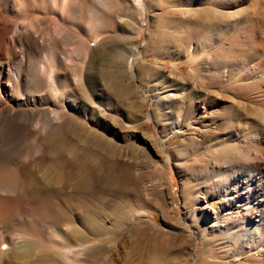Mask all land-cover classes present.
<instances>
[{"label":"rangeland","instance_id":"rangeland-1","mask_svg":"<svg viewBox=\"0 0 264 264\" xmlns=\"http://www.w3.org/2000/svg\"><path fill=\"white\" fill-rule=\"evenodd\" d=\"M132 1L23 18L59 92L0 125V264H264V0Z\"/></svg>","mask_w":264,"mask_h":264},{"label":"bare ground","instance_id":"bare-ground-1","mask_svg":"<svg viewBox=\"0 0 264 264\" xmlns=\"http://www.w3.org/2000/svg\"><path fill=\"white\" fill-rule=\"evenodd\" d=\"M36 1L37 0H0V9H2V11H4L6 14H9L8 18L6 17L4 19H1L0 17V24L3 26L2 30L4 31L0 41L1 42L0 56L2 58V60H0V125H6L5 123L7 122V120L12 119L13 123L11 125H13L15 129H20L23 126L24 127L29 126V124L33 119L34 114L37 113L36 111H38V108L40 106L49 105L50 103L49 100L51 95L50 91H52L53 93L59 92V87L56 80V74L58 69V62L59 61L61 62L60 60L61 58L57 57L56 54H54L53 52H47V56H48L47 60L50 63V66L48 68L47 66H45L43 61L40 62L42 63V65L41 64L39 66L37 65L36 70L34 69L35 66L33 68L34 70L32 69V66H28V63L30 62L31 58L39 56L40 52L37 51L38 40L32 33L28 31L27 27L24 25L23 18H26L32 13L33 14L38 13L39 11L37 10L36 4L39 3H40L39 5L41 6V7L39 6L40 9L44 8L45 10H47V11L44 10L45 12H50V14L54 15L58 23L59 21H64L63 18L66 21L71 19L74 14L73 10H75V15L77 17L78 22L81 23L85 18L87 11L86 0H74L71 2L70 1L68 2L66 0H42L41 2L38 3H36ZM132 2L134 3L136 9L139 11H142L145 8L143 0H133ZM61 26L63 25L59 23L58 28ZM55 30L61 35H66L67 33L68 34L74 33V35L79 39V43H83L82 45H84V41L86 39L84 38L85 36L80 34L78 31L73 30L71 27L63 26L61 29L56 28ZM37 86H44L45 92L44 93L42 92V94L41 93L36 94L33 92L34 90L31 91L30 87L32 89H35ZM10 98H14L16 100L17 105L21 107V111H23L22 118L15 117L17 116V113H19L18 110L20 109L14 110L4 103L5 100H9ZM49 119L51 120L52 117ZM2 128L0 126V129ZM231 149H233V147H230V150ZM31 188L33 189V186H31ZM51 190L52 189L49 188V191L47 192L50 195L52 192ZM82 204H83L82 201L77 202L78 206H81ZM127 211L128 209L123 210V208L122 209L120 208L119 209L120 213H118L117 215L120 214L119 218L120 217L123 218L122 216L125 215ZM135 214L136 213L131 214L130 217H133ZM119 218L117 219L120 222L121 219ZM71 230L75 238L79 241V243L85 241L86 236L82 232L75 229V227H73ZM6 238L8 237L5 233V229L1 228L0 226V240L5 241ZM74 241L75 240H73V242ZM71 245L67 246L68 249L66 251L68 253L70 252L75 253L76 250L77 252H79L78 249H75V247H72ZM41 251L45 255L43 257L47 256L48 258H51V260L53 259L54 262H59V264L64 263V262L62 263V259H64V255L62 254L63 252L49 253L46 250V248L42 249ZM26 252L19 254V256L21 257L25 256V258H28L30 255L28 256ZM39 259L43 260V258L40 257ZM47 261H49V259ZM43 262L46 261L43 260Z\"/></svg>","mask_w":264,"mask_h":264}]
</instances>
